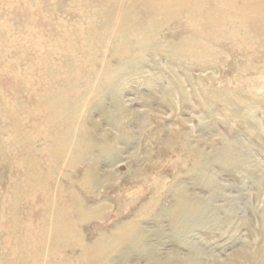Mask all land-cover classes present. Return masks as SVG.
<instances>
[{
	"label": "rangeland",
	"instance_id": "obj_1",
	"mask_svg": "<svg viewBox=\"0 0 264 264\" xmlns=\"http://www.w3.org/2000/svg\"><path fill=\"white\" fill-rule=\"evenodd\" d=\"M0 264H264V0H0Z\"/></svg>",
	"mask_w": 264,
	"mask_h": 264
},
{
	"label": "bare ground",
	"instance_id": "obj_2",
	"mask_svg": "<svg viewBox=\"0 0 264 264\" xmlns=\"http://www.w3.org/2000/svg\"><path fill=\"white\" fill-rule=\"evenodd\" d=\"M221 8V7H220Z\"/></svg>",
	"mask_w": 264,
	"mask_h": 264
}]
</instances>
